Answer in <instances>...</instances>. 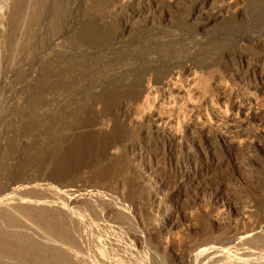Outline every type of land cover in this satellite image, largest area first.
Instances as JSON below:
<instances>
[{
	"label": "rangeland",
	"instance_id": "1",
	"mask_svg": "<svg viewBox=\"0 0 264 264\" xmlns=\"http://www.w3.org/2000/svg\"><path fill=\"white\" fill-rule=\"evenodd\" d=\"M126 1L0 0V264H264V88L219 72L264 69V0ZM184 64L197 94L163 93Z\"/></svg>",
	"mask_w": 264,
	"mask_h": 264
},
{
	"label": "bare ground",
	"instance_id": "2",
	"mask_svg": "<svg viewBox=\"0 0 264 264\" xmlns=\"http://www.w3.org/2000/svg\"><path fill=\"white\" fill-rule=\"evenodd\" d=\"M128 1V0H127ZM126 1V2H127ZM225 2V1H224ZM137 2L136 1H134V0H129V3H126L125 4V6L126 7H129L130 8V12H131V14H130V16H129V19L133 16V15H140L141 13H142V11H143V9H141V8H138V6H137ZM151 4L152 3H149V5L147 6V8H146V10H149V8L151 7ZM160 2L159 3H155V6H156V8L157 7H159L160 6ZM153 5H154V2H153ZM153 7V6H152ZM160 8V7H159ZM154 9V8H153ZM222 11H223V9L220 7V9H219V11H216L214 14H213V16H215V18H219V17H221V13H222ZM151 12H153L152 10H151ZM150 12V14H152ZM162 12V11H161ZM149 13V12H148ZM128 21V20H127ZM182 63V62H181ZM186 64H184V65H179L180 67L178 68V69H175V70H170V72H165L166 74L164 75V79H166V81H164L163 82V87L161 88L162 89V92L163 93H170L171 95H173L174 94V92H175V89L177 88L178 89V93H177V96L179 97L180 95H185L184 93H186V95H196L197 94V92L195 91V90H192V91H190L189 90V88H190V83H188V77L192 74V72L194 71L193 69V67H189V66H185ZM231 71V72H230ZM233 70H232V68L231 67H224V68H222L219 72H220V76L223 78V84H221V85H223V86H227L228 87V85L229 84H233L234 82L235 83H239V84H242L243 86H245V89H246V91L247 90H249V89H255L256 90V92H257V94L258 93H260V91H262V89L264 88V69H262L259 65H255V69H254V71H253V75L252 74H250V75H248L247 74V72L246 71H248V69H246L245 70V72H241V66H238V69H237V71L235 70V72L233 73L232 72ZM258 73H260L261 75H262V82H257V81H255V82H251V80L249 79V78H251V77H253V78H255L254 76L255 75H257ZM257 77V76H256ZM154 83V82H153ZM150 84V83H149ZM150 87L148 88V90H151V91H153L154 90V84H152L151 83V85H149ZM186 87H188L187 89H185ZM156 89V88H155ZM244 89V90H245ZM174 95H176V93L174 94ZM209 101H211V102H213L214 100L213 99H210ZM205 104H206V102H204ZM201 105H203V104H201ZM201 105H199L198 107V109L197 110H190L189 111V113L187 114V116H185L184 118H186V117H188L189 116V120H185V121H187V122H185L183 125H182V130L180 131L181 133L179 134V137L182 139V138H184V137H186L188 134H189V131L196 125V124H198V121H200V119H201V115H202V113H203V110H199V109H201ZM225 106V109L223 110L224 112H226V111H228V102L226 103V105H224ZM206 112H207V114H205V115H207V118L205 119L206 121L208 120H213V112H210L209 110H205ZM222 111V110H221ZM168 115H170L169 113H168ZM126 116V115H125ZM153 116H155L154 115V113H152L151 114V117L152 118H154ZM203 116V115H202ZM259 116L258 115H255L254 116V120L255 121H257L259 118H258ZM169 118V119H168ZM167 118V116H164V115H158V116H156V118H155V124H156V127H157V129H159V131H160V129H163V130H165L166 128H167V126L169 127L170 125H173V126H175V124L177 123V121H180V120H178V118H172L171 117V115L169 116ZM187 119V118H186ZM184 120V119H183ZM201 120H203V119H201ZM263 120L261 119V124L263 123L262 122ZM184 122V121H183ZM180 123V122H179ZM162 130V131H163ZM246 133L245 132H242V131H238V135L241 137V136H244ZM178 138V137H177ZM245 138V137H244ZM227 140V137L226 136H222V135H216V137H213V138H210V139H204L203 141V143L204 144H206L207 143V146L208 145H212V144H221V143H223L224 141H226ZM255 142H256V140H255ZM177 144V143H176ZM195 144V143H194ZM194 144H193V146H194ZM174 145H175V142H174V140H168L167 142H165V146H163V148L165 147V149H169V150H171L173 147H174ZM190 153V152H189ZM188 153V154H189ZM141 154V153H140ZM138 155V154H137ZM189 156H191V155H189ZM188 160V159H187ZM193 160H191V158H189V160L188 161H186V163L184 164V166H188L189 168H191V167H193V165H194V170H197V163H194L193 164ZM152 171V170H151ZM143 174H142V178H144V179H148V177L151 175V173H150V168L149 167H145L144 168V172H142ZM196 173V172H195ZM150 178V177H149ZM181 179L184 181V184H186L185 186H187L188 188H189V186H191L192 185V180H194V178L193 177H189L188 175H184V173H183V175L182 176H180V178H179V181H180V183H181ZM191 182V183H190ZM196 188H197V186H196ZM154 192V191H153ZM152 191L151 192H149L148 194H149V196H151V200H152V202H151V205L150 206H152V208H151V214L150 215H153L154 217H157V216H159V215H161L160 217L161 218H163L166 214H164V213H167L169 210H168V205H167V203H168V200H166V199H162V198H158V196H157V192L156 193H153ZM220 196H218V195H216L215 197H213V198H215V200L217 201V202H219V201H221L220 200V198H219ZM211 200V199H210ZM214 200V199H213ZM216 203V202H215ZM225 203V202H224ZM223 203V204H224ZM227 203V202H226ZM227 204H225V206H226ZM228 206H229V204H228ZM229 208V207H228ZM230 210H231V208H230ZM233 211V210H232ZM160 212H161V214H160ZM163 212V213H162ZM169 213V212H168ZM154 222V221H153ZM147 227V229H148V231H150V233H160V231L163 229V227L162 226H159V225H157L156 226V223H155V225L153 224V226L151 225V227L150 226H146ZM2 230V229H1ZM12 232V231H11ZM2 233V232H1ZM11 234V233H10ZM13 234V233H12ZM58 234V233H57ZM9 236V235H8ZM7 236V237H8ZM11 236V235H10ZM51 236V235H50ZM55 236V235H54ZM59 236V235H58ZM51 237H53V236H51ZM57 237V236H56ZM63 238V237H62ZM58 239H59V237H58ZM12 240V239H11ZM56 240V239H55ZM60 240H61V238H60ZM64 240V239H63ZM64 242V241H63ZM69 242V241H68ZM11 244V243H10ZM22 244V243H21ZM1 245H3V247L5 246L7 249L9 248V242L6 244V243H3V244H1V242H0V246ZM28 245V244H27ZM51 245V244H50ZM80 245V244H79ZM13 246V245H12ZM12 246H10V247H12ZM23 246V245H22ZM22 246H16V247H13V249H14V252L15 253H17V254H20L19 253V251L21 252V251H23V253H24V247H22ZM76 248V247H75ZM216 249V248H215ZM226 249V248H225ZM10 250V249H9ZM8 250V251H9ZM7 251V252H8ZM16 251H18V252H16ZM38 251V250H37ZM220 251V250H219ZM31 252V251H30ZM29 253V252H28ZM74 253V252H73ZM222 253V252H221ZM31 254V253H30ZM79 255V254H78ZM29 256V255H28ZM33 256H35L34 254H33ZM38 256V255H37ZM41 256V255H40ZM30 257V256H29ZM45 258V257H44ZM43 258V259H44ZM47 258V257H46ZM23 260H28V262L30 261V264H36V261L35 260H33V259H31V258H24ZM23 260H22V262H23ZM39 260V259H38ZM14 261V260H13ZM21 261V260H20ZM12 263V262H11ZM19 263V262H18ZM70 264V263H69ZM237 264H239V263H237ZM244 264H246V263H244Z\"/></svg>",
	"mask_w": 264,
	"mask_h": 264
}]
</instances>
